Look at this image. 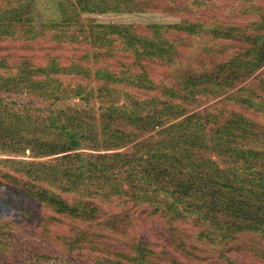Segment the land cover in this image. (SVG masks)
Listing matches in <instances>:
<instances>
[{"label":"rangeland","instance_id":"rangeland-1","mask_svg":"<svg viewBox=\"0 0 264 264\" xmlns=\"http://www.w3.org/2000/svg\"><path fill=\"white\" fill-rule=\"evenodd\" d=\"M59 1H64L71 7L58 6ZM75 1L33 0L30 6V11L35 14L34 23L39 25L43 22L50 24V20L56 21L53 22V28L47 30V34L45 31L44 34L27 40L41 44V49L37 52L42 51L43 58L34 57L35 66L47 67L49 61L56 58V63L62 64L59 66L66 70L56 73L49 66L48 77L45 76V79L33 76L39 74L36 69L30 74L24 71L19 73L17 68L0 71V194L4 195L3 201H0V264H73L72 255L76 258L75 264H94V259L105 260L108 256L93 249H65L60 240L54 244L42 238V232L37 230L38 223L32 215L60 214L53 209L57 205L46 201H43L45 208L40 202L37 204L39 209L34 210L31 206V210L29 209L22 196L26 194L20 186L28 180L38 186L46 184L48 191L52 190L51 193L55 192L60 196L59 199L68 202L74 197L87 196L94 191H98L101 197L99 199L94 196V200L102 202L104 195L112 190L116 191L113 198L109 199L108 204L112 206L118 199L134 192L130 193L131 197L128 195L131 202L142 206L152 204L153 210L160 209L150 215L151 230H147L153 245L160 240L158 232L168 233L180 237L184 241L181 242V248L189 254L207 258L217 253L224 262L216 259L218 264H252L246 261L249 256L245 255H252L247 244L259 240L261 234L243 232L235 239L232 236L231 239H221L222 233L213 221L229 219L230 210H226L224 205L236 198L235 192L229 190L232 195H219V188L209 187V191H215L219 203L208 204L211 197L208 199L204 196L202 182H190L189 179L199 175L200 179L206 181L207 187L211 185V173L231 168L233 176L245 188L250 189L253 196L262 193L264 198V63L250 72L216 70L215 63L241 52L239 46L246 43L244 38L240 43L230 39H217L205 31L196 35L179 33L174 36L180 42L172 41L174 46L180 45L175 62H164L149 54V51H153V47H162V37L167 26L182 23L186 19L202 21V12L224 14L222 18L237 15L234 19L238 20H228L226 24L249 27L251 30L260 27L258 21H255L261 19V14L249 13L252 9L250 0H159L156 5L155 1L141 5L143 3L130 0L128 3H112L114 9L103 5V10L95 6L91 11L72 14V2ZM129 3L138 7L132 8ZM18 7L16 4L14 9ZM60 7L64 13H60ZM2 10L7 21H15L12 19L14 12L11 13L8 7ZM111 24H133L140 30L146 29L148 25L154 27L146 29L148 33L146 39L142 40L143 45L136 42L130 44L126 35L119 36L112 32L107 34L114 37L115 44L112 47L115 51L109 52L130 57L127 65L125 58L120 61H117L116 55L108 58V47L102 42H96L90 35L92 31L98 36L103 35V26ZM84 30L86 33H82ZM155 31L158 32L157 36H153ZM55 45L59 48L55 49ZM76 45L87 48L80 57L72 52V46ZM44 48L49 50H42ZM87 52L89 55H86ZM98 52H103V55L98 56L103 58L101 69L106 67L104 60L109 59L108 65L112 60V67L109 66L108 70L115 68V72L119 73L117 76L110 74L106 80L95 77L91 83L86 84L82 89L85 95L91 91L88 100L81 95H72L71 90L78 84L75 78L77 72L71 66L72 60L91 69L94 74L98 66L95 53ZM136 53L142 54L138 55V60ZM141 65L153 81L154 91L157 93L164 94L166 88L174 87L184 98L186 92H195L196 99L192 102V107L175 99L176 105L173 107L164 108L159 103L150 102L146 108L136 109L134 103H139L140 100L132 96L126 86H131L133 80L129 74L140 69ZM107 73L105 71L104 75ZM207 74L211 78L209 83ZM188 76L193 77L192 80L198 83L199 88L206 86L203 91L198 92V86L194 84L183 88L182 81ZM121 79L123 84L119 83ZM181 108L208 114L210 122L207 127L203 125L196 129L206 133L202 141L191 144L190 151L197 154V157L191 163L182 159L180 164L172 168L152 155L156 151L153 147L164 141L166 128L183 120L185 116L177 115ZM134 112L146 120L134 122L137 120L133 118ZM152 118L156 122L149 128L143 127ZM240 120H246L251 133L235 137L227 131L220 141L217 129L226 123L236 125ZM10 125L12 128L9 130ZM70 136L78 143H72V150L63 152L60 146L64 140L69 142ZM201 143L203 145L197 148ZM164 151L170 152L166 148ZM243 151L253 154L245 158L242 157ZM76 154L84 159L79 163L83 167H75V173H72V166H75L73 162H79L73 159ZM103 154H117L118 161H110V168L105 172H90V166L85 164L100 161L98 156ZM54 168L67 174L64 175L61 171L56 173ZM205 173L208 175L203 176ZM77 174H80L78 178ZM94 175L105 176L106 179L100 184ZM186 181L200 190V193L191 198L182 196L181 185L186 184ZM11 193L18 195L9 197L12 196ZM7 198L25 205L29 211L28 215L24 212L27 220L23 221L13 208L4 206ZM161 205L169 207L160 208ZM208 206L213 208V212L209 211ZM163 209L169 210L171 218L181 213L195 221L199 216H206L207 219H201L202 227H194L182 220L176 222L162 218L160 213ZM73 226L72 224L71 229L70 222L63 223L53 226L55 228L52 232L74 237ZM206 226L211 228L207 230ZM208 231L211 237L217 234L219 237L215 241L207 238ZM46 233L50 234L49 231ZM120 242L121 240L118 241ZM254 244L252 242L249 247ZM173 254L179 256L177 253ZM78 259L81 260L80 263ZM256 264H264V259L257 260Z\"/></svg>","mask_w":264,"mask_h":264},{"label":"trees","instance_id":"trees-1","mask_svg":"<svg viewBox=\"0 0 264 264\" xmlns=\"http://www.w3.org/2000/svg\"><path fill=\"white\" fill-rule=\"evenodd\" d=\"M32 1L33 0H0V71L17 68L19 73L24 71L27 74H30L31 72H34V69H36V72L39 74L33 76L35 78L42 77V79H45V76L48 77L49 66H51L52 70L56 73L66 69H61V66H59L60 63H56L55 57V59H51L49 61V66L47 67L35 66V61H33L34 57L41 59L43 56L42 51L37 52L39 48L41 49V44L28 42L27 40L30 38L34 39L40 34H44L45 31H49V29L53 28L54 26L53 22L56 21L50 20V24L48 22H43L39 25L34 23V21H36L35 14L33 11H30ZM131 1L143 3L141 5H146L144 3H151L152 1H155L154 5H156L159 0ZM172 1L181 2V0ZM114 2L128 3L130 0H76L75 2H72V14H78L82 11H91L95 6L100 7L103 10V5L108 9H114V6L112 5ZM250 2L252 4V9L249 11V13L256 14L259 12L261 14V19L255 21H258V25L260 27L251 30L249 27L243 28L241 26L228 25L226 24L228 20H238L234 19V17L238 16L234 15L222 18L224 14H208L202 12V21L193 22L190 19H186L183 20L182 23L170 24L167 26L166 30L164 31L165 34L162 37V47H153L154 50L149 51V54L156 56L160 60L167 63L175 62L179 55L180 45L174 46L173 42H180L177 38H174V36L179 33L196 35L205 31L217 39H230L240 43L242 38H244L246 43L245 45L239 46L241 48V52L235 53L234 56L229 57L224 61L215 63L214 65H216V70L250 72L260 65L262 66L264 63V0H250ZM16 4H18L19 7L14 9ZM128 5L132 8L138 7L137 5L131 3ZM58 6L63 8L71 7L68 6L64 1H59ZM4 7H8L11 13L14 12L12 19L15 21H7L8 19L4 16V12L2 10ZM61 7L60 13H64V11H62L63 8ZM217 16H219V18H217ZM20 22L23 23L21 24ZM103 27H105L103 29V35L98 36L95 34V31H92L90 35L95 38L94 40L96 42H102L108 47V50H106L108 52V58L113 55L118 56L117 61L125 58L126 65L130 57L123 55L121 56L116 52H109L115 51L112 49L115 44L113 43L114 37H109L107 34L112 32L118 34L119 36L126 35L129 38L130 44L136 42L140 45H143L142 40L146 39L148 33H146V29L154 28L153 26L148 25L146 29L143 28L140 30L133 24L130 26H116L111 24L107 26L104 25ZM262 29L263 32L261 31ZM48 31L45 34H47ZM82 33H86V31L84 30ZM87 33L89 32L87 31ZM154 33L153 36L158 35L157 31ZM169 35L173 36L171 37ZM262 40L263 43H261ZM54 48L57 49L59 47L55 45ZM47 49L49 50V48H44L42 50L45 51ZM86 50V47L80 45L72 46V52H74V55L77 57L83 55V52ZM98 53H95V60L98 66L94 74L92 73L91 69L82 66L75 60H72L71 66H74V69L77 72L75 78L78 80L77 87L71 90L72 95H81L88 100L90 98L91 91L86 92L85 95L82 89L84 86L86 87V84L91 83L95 77L106 80L110 74L117 76L119 73L115 72V68H113L112 71L108 70V68H110L109 66H111L110 64L112 63L111 60L110 64L108 65L109 59L104 60L106 61V67L101 69V61L103 58H99L98 56L103 55V52L99 54ZM86 55H89V52H87ZM136 55V60H138L139 56L142 54L136 53ZM143 60L147 61L148 59ZM105 71H108L106 75H104ZM210 74H207L208 83L211 81ZM129 75L133 80H131V86H126V90L132 96L134 95L137 100H140L139 103H134L136 109L146 108L150 102L152 104L159 103L164 108L173 107L176 105L174 103L175 99H179L181 102L191 108L192 102L196 99L195 92L192 91H188V93L186 92L184 98H182L174 87L166 88L163 91L164 94L157 93L154 91L155 86L153 81L148 77V73L145 71L143 65L140 66V69H135ZM192 79V76H188L186 79H184L182 81L184 85L183 88L187 87L189 84L198 86V83ZM119 83L123 84V80L121 79ZM205 87L199 88L198 86L197 91L201 92ZM177 115L185 117L183 120L175 123L172 127H168L164 130V132L167 133L166 137L164 138L163 142L154 145L153 148L156 151L152 154L157 158L158 161H164L172 168L180 164L179 161L182 159L189 160L191 163V160H194L197 157V154H192L190 151L191 144L192 142L198 143L202 141L206 137V133L196 131V129L201 128L203 125L207 127L208 123L210 122L208 114L205 115V113L188 111V108H181V111ZM111 116L113 117V115ZM133 118L137 119L134 122H144V120H146L144 117L139 116L136 112L133 113ZM155 122V118H152L148 122H145L143 127L149 128ZM11 128L12 127L10 125L9 130ZM227 131L233 134L235 137H240V134L242 133H251L247 127L246 120H240L236 125L226 123L223 127L218 128L216 134L217 136L219 135L220 141ZM11 132L14 133V131ZM121 133L124 134V132ZM68 140L69 142L64 140L62 145H59L60 150L63 152L72 150V143L74 145L78 143L74 138H72V136H70ZM202 145L203 143L200 145L198 144L197 148ZM165 148L170 150V152H165ZM252 154V152L243 151L242 157L247 158ZM98 157L100 158V161H90L85 164V166H90V172H105L108 168H110V161H118L119 158L117 154H103L99 155ZM73 159L79 160L78 163L73 162L75 166H72V173H75L73 171L75 167H83V165L80 166L79 163L84 161V159L80 157V154H76ZM57 169L59 168H54V172L59 173L61 171L64 175L67 174V172ZM231 170L232 169L230 168L218 171L216 174L211 173L209 175L211 185L207 187L206 181L200 179L199 175L192 177L189 180L190 182L193 180L202 182V187L205 189L204 196L208 197V199L211 197V199L208 200V204L215 205L219 203V199L216 200L218 196L216 195L215 191H209L207 189L209 187L219 188V195L223 193L232 195L230 194L229 190L235 192L236 198H233L230 203L224 205L226 210H230V212H228L229 219H224L222 222L218 219H214L213 221L222 233L220 234L221 239L222 237L225 239H231V236L233 239H235L238 234L243 232H255L261 234L259 236V240L252 241L255 244L251 248L249 245L252 242L247 244L252 255H245L249 256L248 259H246L247 263L256 264L257 260L260 261L264 259V198L262 197V193L257 196H253L251 190L245 188L243 184L238 181L239 179L233 176ZM66 171L69 172V170ZM165 171L167 172V170ZM162 173H164V168H162ZM207 175V173L203 174V176ZM79 176L80 174H77L76 178ZM95 177L100 182V184L104 182L102 180L106 179L105 176ZM1 181L2 180H0V185ZM190 182L186 181V184L181 185L182 196L184 197L191 198L193 197L192 195L200 193V190L195 188L194 185L190 184ZM111 183L113 184L114 182L112 181ZM44 185L46 186V184ZM20 186L22 191L26 194L22 196H24V200H26L28 203L29 209L30 206L34 207V210L39 209L37 204L40 202L43 203V201H46L51 205H57V207L53 209L56 210V213H59L60 216L48 215V213H45L46 215L40 214L39 216L35 214L32 215V218H34L38 223L37 230L42 232V238L54 244H57L60 240L63 242L65 249H93L108 255L106 256L105 260L94 259V264H204L205 262L206 264H218L216 259H220L223 262L221 259L222 257H220L217 253L216 255L209 256L207 258L189 254L181 248V242L184 241L180 237H175L174 235H169L168 233L164 234L162 232H158L160 235V240L158 243H156V245H153L147 230H151V227L149 226L151 221L150 215L153 214L157 209L160 211V209L156 208L153 210L154 206L152 204L142 206L136 202H131L132 200L129 197H131L132 194L130 193L134 192H130L128 194L129 197L126 195L124 198L118 199L116 204L109 206V199L113 198L116 191L111 190L110 193L105 194L102 202H97L94 200V196H97L99 199H101L98 191L88 193L87 196L83 195L74 197L72 198L71 202H68L67 200L59 199L60 196H57L55 192L51 193L52 190L49 189L51 192L48 191L46 188L47 186H38L35 183L32 184L31 180H28L25 184L23 183ZM11 195L12 196L9 197H13L18 194L11 193ZM3 198L4 195L1 196L0 194V201ZM5 202L6 203L4 206L13 208L15 213L21 217L23 221L27 220V216L24 212L26 211L28 215L29 211L25 205L20 202H16V200L13 199L11 201V199L8 198ZM42 205L44 206V203ZM165 207H169V205L160 206V208ZM168 211L161 210L160 216L164 219L167 218L170 221L172 219L176 220V222L182 220L184 223H188L190 225L193 224L192 226L194 227H202L200 224L201 219H207L206 216H199L195 221V219L188 218L181 213H178L171 218V216L168 214ZM209 211L213 212V208L209 207ZM64 218H68L70 221H65ZM190 219L192 222H190ZM68 222H70L71 229L72 224L74 225V237H72V235L61 236L60 234H53L52 231L53 228H55L53 226H59L60 224ZM210 228L211 227L206 226L207 230ZM48 231L50 234L46 233ZM210 234V231H208L206 237L209 239L212 238V240L214 239L213 241L219 237L218 234L215 237H211ZM67 239L70 241L68 242ZM119 240H121L120 243H118ZM173 253H177L179 256H175ZM74 258V255H72L73 264L76 263V258ZM185 259H187V262H185ZM78 261L79 263L81 262L80 259H78ZM34 262L36 263V259Z\"/></svg>","mask_w":264,"mask_h":264}]
</instances>
